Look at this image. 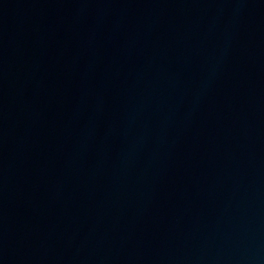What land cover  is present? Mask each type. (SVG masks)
Instances as JSON below:
<instances>
[{"label": "water", "instance_id": "1", "mask_svg": "<svg viewBox=\"0 0 264 264\" xmlns=\"http://www.w3.org/2000/svg\"><path fill=\"white\" fill-rule=\"evenodd\" d=\"M0 264H264V0H0Z\"/></svg>", "mask_w": 264, "mask_h": 264}]
</instances>
